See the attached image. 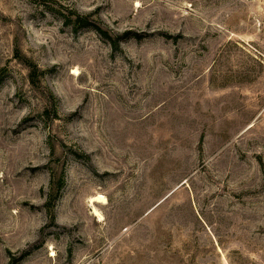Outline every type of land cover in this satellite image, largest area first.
<instances>
[{"label":"rangeland","instance_id":"374dc122","mask_svg":"<svg viewBox=\"0 0 264 264\" xmlns=\"http://www.w3.org/2000/svg\"><path fill=\"white\" fill-rule=\"evenodd\" d=\"M0 264H264V0H0Z\"/></svg>","mask_w":264,"mask_h":264},{"label":"bare ground","instance_id":"6f19581e","mask_svg":"<svg viewBox=\"0 0 264 264\" xmlns=\"http://www.w3.org/2000/svg\"><path fill=\"white\" fill-rule=\"evenodd\" d=\"M95 201L98 203H106V199L103 198L102 196L96 198ZM96 215L103 219L102 215H100V213L98 211L96 212Z\"/></svg>","mask_w":264,"mask_h":264}]
</instances>
